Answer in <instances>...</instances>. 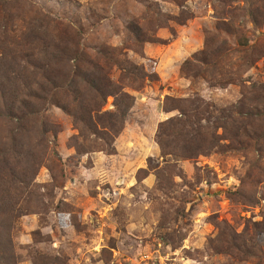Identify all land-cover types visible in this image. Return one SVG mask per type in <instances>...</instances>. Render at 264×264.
Masks as SVG:
<instances>
[{
  "label": "rangeland",
  "instance_id": "1",
  "mask_svg": "<svg viewBox=\"0 0 264 264\" xmlns=\"http://www.w3.org/2000/svg\"><path fill=\"white\" fill-rule=\"evenodd\" d=\"M81 58L133 99L103 139ZM254 84L264 0H0V264H264Z\"/></svg>",
  "mask_w": 264,
  "mask_h": 264
},
{
  "label": "trees",
  "instance_id": "2",
  "mask_svg": "<svg viewBox=\"0 0 264 264\" xmlns=\"http://www.w3.org/2000/svg\"><path fill=\"white\" fill-rule=\"evenodd\" d=\"M260 18H262L261 15ZM252 22H257V19L254 16L252 17ZM219 25H222V23L218 24V26ZM246 47L247 52L248 50L254 51L253 46ZM78 62H83V64H87L86 66L91 68L92 70L88 71L85 66L82 68L77 67L74 71L71 72V74L67 76L71 77L66 79L64 82H61L60 86H54V88L62 90L63 92H68L70 90V83L74 79H78L83 83L90 85V88L92 89V91L95 92L96 96L98 97L99 103L97 102L93 103L92 105H85V107L79 110L77 114L71 113L72 117L74 118V122H76L78 125L80 133L83 134V131L87 130L89 132H93L92 134L94 136H100L101 139H103L102 134H100L101 130L106 131V133H104L105 136H108L109 132H111V134L115 132L118 133L119 129L116 130V128H118L120 120L123 121L127 112L131 108L133 103L132 97L128 94H122L120 93V91H118V88L114 84H112V82L106 77L103 67L101 68L95 62L87 61V59L85 58H81V60ZM186 65H189V63H187ZM135 71H137V75H142V72L140 70L135 69ZM145 77H147L149 81H152L156 78L155 74L151 73L145 75ZM251 94L252 97L250 99V104H252V110H250L248 106L242 105L244 104L243 101L240 104V108L244 109L243 113L246 114V117L260 116L261 113H264V86H261V84L252 85ZM112 95H115L117 97L115 101V108L117 110V113L111 116H107V114L104 113L102 115H99L98 113L101 103L104 104L105 97ZM63 110H66V112H68L67 108ZM105 117L108 118L105 119ZM105 121H108V123H106ZM111 122L118 124L113 125Z\"/></svg>",
  "mask_w": 264,
  "mask_h": 264
}]
</instances>
